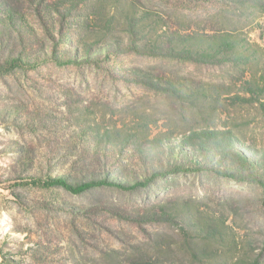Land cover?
Masks as SVG:
<instances>
[{"label":"rangeland","instance_id":"obj_1","mask_svg":"<svg viewBox=\"0 0 264 264\" xmlns=\"http://www.w3.org/2000/svg\"><path fill=\"white\" fill-rule=\"evenodd\" d=\"M11 1L37 36L28 34L20 46L31 68L0 78V264H129L149 257L162 264H264V195L255 183L208 170L170 174L130 191L74 192L30 182L40 171L55 175L87 158L95 130L145 142L226 127L242 146L264 150V96L254 100L247 88L264 84V0L262 9L255 0L244 7L216 0H83L65 19L69 43L54 52L30 0ZM61 1L68 0L44 1L53 19ZM133 17L140 32L130 45ZM217 34L238 45L223 65L143 52L168 40L203 49ZM115 39L130 50L102 64L61 62L63 49ZM134 73L173 82L181 100L132 80ZM15 108L19 117L5 118ZM25 118L35 124L26 126ZM152 211L173 221L139 223L120 215Z\"/></svg>","mask_w":264,"mask_h":264},{"label":"trees","instance_id":"obj_2","mask_svg":"<svg viewBox=\"0 0 264 264\" xmlns=\"http://www.w3.org/2000/svg\"><path fill=\"white\" fill-rule=\"evenodd\" d=\"M44 1L30 0V6L33 8L44 38L50 43L52 52H54L56 46L69 43L65 34L67 28L65 19L68 13H71L83 0L61 1L56 4L55 10L59 16L55 19L50 15V9ZM216 1L220 4L229 3L231 6L237 3L242 7L248 2H253V0ZM255 4L262 9L263 0H255ZM14 8L16 7L11 0H0V50L1 52L4 49L8 50L6 54H0V78L14 74L19 70L24 71L31 68L29 67L31 59L27 55H23L20 46L21 42L28 38V34L36 37V30L32 26L24 25L22 20L14 14ZM127 24L131 36L130 45H134L138 40L136 36L140 32V21L133 17L129 19ZM212 38L216 39L203 49L193 48L184 41L179 45L177 41L168 40L163 44L145 45L148 48L143 52L203 64L223 65L225 61L229 60L230 53L235 52L238 45L229 39L228 34H217ZM96 43L98 42L94 44ZM82 44L81 49L76 46H72L71 49H63L62 54L64 53V55L60 54L61 59L64 58L66 63L74 64H102L108 55H116L130 50L127 49L130 47L125 46L119 39L112 40L104 45H94L86 42ZM64 61L62 59L61 62ZM135 74L132 75L134 76L132 80L163 89L181 100V92L173 82L161 83L148 74ZM125 76L123 78L128 79L130 74L127 73ZM247 88L253 94L250 98L253 97L254 100H259L260 94L264 96V84L254 85L248 83ZM259 102L264 105V102ZM11 112V115L4 116L15 121L19 117L17 116L19 111L15 108ZM24 124L29 127L34 125L35 121L25 118ZM134 135L119 133V131L101 132L95 130L91 133L94 149L91 154L86 151L87 158L77 157L70 163L65 172L56 173L55 175L44 172L43 174L40 171L39 175L30 177V182H38L44 187H61L74 192L100 186L130 191L148 187L159 177L170 174L208 170L234 181L255 183L261 188L264 195V150L254 147L246 148L239 144V137L233 129L226 127L190 128L181 137L174 140H171L170 135H168L146 139L145 142L134 141ZM56 151L60 152L61 147L56 146ZM22 152L25 153V150L22 149ZM49 158V155L45 158L44 162L46 164ZM127 158L130 159L129 163ZM39 166L42 168L41 162H39ZM128 166H132V173L126 170ZM73 173L82 174V176L78 177ZM19 202L24 204L22 197ZM120 215L126 220L139 223L173 221L168 213L157 211L146 214L124 212ZM258 263L259 261L256 259L251 261V264ZM129 264L162 263L158 258L149 257L141 260L132 258Z\"/></svg>","mask_w":264,"mask_h":264}]
</instances>
